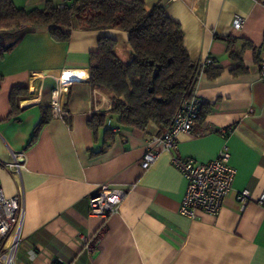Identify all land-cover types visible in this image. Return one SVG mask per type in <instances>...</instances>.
Segmentation results:
<instances>
[{"label":"crops","instance_id":"1","mask_svg":"<svg viewBox=\"0 0 264 264\" xmlns=\"http://www.w3.org/2000/svg\"><path fill=\"white\" fill-rule=\"evenodd\" d=\"M132 1V0H123ZM147 9L160 6L178 23L190 60L211 59L221 70L214 79L199 74L194 92L208 113L191 134H179L177 147L161 154L147 170L141 159L149 137L164 132L149 123L144 129L115 127L105 135L92 131L93 114L108 112V94L89 85V54L99 39L116 42L115 55L130 59L128 36L116 29L73 30L67 43L54 42L45 29L24 32L0 58V189L6 197L22 189L21 241L15 264H264V0H139ZM61 0H14L25 10ZM236 17L243 26L234 30ZM235 40L246 73L233 75L224 38ZM14 35L0 34L12 44ZM61 74L71 84L61 93L65 118L51 115V92ZM65 81V80H64ZM26 86L11 117L9 94ZM43 113L49 121L34 130ZM108 123V122H107ZM108 126V124H107ZM230 128L227 138L214 131ZM166 131V130H165ZM223 149L236 170L231 191L215 217L191 220L178 212L185 182L171 166L176 155L205 163ZM21 154L20 180L7 166ZM125 190L116 214L90 215L89 197L100 185ZM249 191L242 205L238 191Z\"/></svg>","mask_w":264,"mask_h":264},{"label":"trees","instance_id":"2","mask_svg":"<svg viewBox=\"0 0 264 264\" xmlns=\"http://www.w3.org/2000/svg\"><path fill=\"white\" fill-rule=\"evenodd\" d=\"M57 5L47 2L42 8L25 10L17 7L14 0H0V34L14 35L12 44L0 43V58L26 31L45 29L57 43L69 42L73 30L122 31L128 36L127 63L115 55L116 42L108 38L99 39L96 51L89 54V85L110 96L111 108L108 112L94 113L88 126L94 132L103 128L105 135L111 134L107 122L131 129H144L154 123L167 130L180 103L193 95L195 80L202 70L190 60L183 46L180 25L162 7L147 9L139 0H73L63 8ZM222 40L227 43L228 56L234 64L231 73L245 74L242 53L252 46L245 42L237 51L234 39ZM202 72L214 79L221 70L210 61ZM27 96L26 86L11 89V117L19 113V101ZM207 113L208 109L201 107L199 120ZM49 119L50 115L43 113L33 140Z\"/></svg>","mask_w":264,"mask_h":264},{"label":"built area","instance_id":"3","mask_svg":"<svg viewBox=\"0 0 264 264\" xmlns=\"http://www.w3.org/2000/svg\"><path fill=\"white\" fill-rule=\"evenodd\" d=\"M73 0H61L57 5L63 8ZM243 26V19L236 17L232 28L238 30ZM210 59L200 63L201 69L210 63ZM260 73L264 77V48L260 59ZM202 70L200 74H202ZM63 91L58 87L51 92L50 109L54 118L67 116L61 101ZM202 100L195 94L184 99L174 114L170 127L161 133L149 137L147 148L141 159V168L147 170L161 154L170 153L177 147L179 134H191L198 125ZM110 127V122L107 123ZM113 133L118 129L111 127ZM222 138H227L230 128L214 131ZM13 161L7 166L11 176L20 180L24 170L21 154H12ZM171 166L179 172L185 182V191L180 201L178 212L191 219H198L202 215L215 217L222 207L224 199L231 191L236 170L229 164V153L223 149L211 161L201 163L180 156L171 157ZM126 192L123 189L112 188L107 184L100 185L96 193L89 197L90 215L107 218L116 214ZM236 200L245 205L250 200L249 191L240 190ZM264 203V201H260ZM23 219L22 189L12 197H6L0 189V264H15V252L21 241V226Z\"/></svg>","mask_w":264,"mask_h":264},{"label":"bare ground","instance_id":"4","mask_svg":"<svg viewBox=\"0 0 264 264\" xmlns=\"http://www.w3.org/2000/svg\"><path fill=\"white\" fill-rule=\"evenodd\" d=\"M60 80L62 81H58L55 80L58 83V87L62 90V91H66V89H68V86L71 84L72 81H67V80H71V75H67L66 77L64 74H61V78ZM65 80V81H64Z\"/></svg>","mask_w":264,"mask_h":264}]
</instances>
